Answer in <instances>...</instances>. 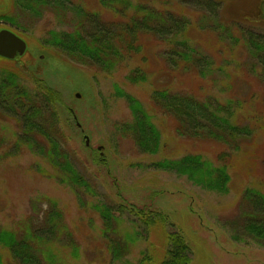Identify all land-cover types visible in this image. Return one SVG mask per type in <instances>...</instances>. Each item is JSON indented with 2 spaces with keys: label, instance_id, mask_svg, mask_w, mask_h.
I'll return each mask as SVG.
<instances>
[{
  "label": "rangeland",
  "instance_id": "1",
  "mask_svg": "<svg viewBox=\"0 0 264 264\" xmlns=\"http://www.w3.org/2000/svg\"><path fill=\"white\" fill-rule=\"evenodd\" d=\"M74 1L104 20L118 17L98 0ZM131 1L173 9L191 20H196L200 14L187 3L181 2L184 4L181 5L179 0ZM262 1L226 0L225 16L246 13L254 17L251 13L258 11L259 4L264 15ZM10 7L8 0H0V14L9 12ZM24 24L28 25L26 34L32 47L27 45L29 54L24 60L75 110L74 118L70 111L58 106L59 121L74 153V166L93 188L91 193L59 183L54 177L56 173L43 159L25 148L18 151L14 147L15 121L0 119V138L5 144H0V154L3 155L2 149L12 152L0 159V226L21 231L29 219L35 221L48 209L51 200L62 210V224L71 231L77 245V257L73 258L67 254V249L56 245L62 257L66 254L69 264H136L145 258L148 264H159L167 248V235L172 231L184 237L190 264H264V242L254 241L237 225H232L241 221L245 189L254 188L264 194V82L258 73L250 70L252 61L246 47L221 44L216 35L204 32L199 26L190 27L188 36L200 44L201 51L211 60L210 72L200 78L193 72L168 70L162 58L167 46L148 34L142 49L145 58L125 63L108 74L58 58L50 49L38 48L37 39L48 30L66 29L56 26L49 14L35 24ZM7 27L0 21V29ZM256 27L264 30V20L263 26ZM135 65L145 67L146 83L130 84L125 79L129 68ZM36 66L39 72H35ZM114 84L136 97L152 116L161 133L158 153L140 151L131 135L123 132L122 125L130 123L132 115L127 102L115 96ZM162 87L199 98L212 95L221 100H242L243 107L236 113V122L251 125L254 134L232 150L214 140L178 135L174 119L154 107L152 90ZM84 135L89 137L88 145ZM222 152H227L223 161L230 175L226 194L206 191L186 177L154 165L165 158H179L189 153L201 154L214 165H221L218 155ZM43 168L46 173L38 170ZM96 202L111 206L119 219L112 224L115 231L109 232L110 242L103 237L100 215L91 208ZM140 208L148 215V226L136 214ZM235 235L238 238H234ZM116 239L125 240L127 251L112 259L108 243Z\"/></svg>",
  "mask_w": 264,
  "mask_h": 264
},
{
  "label": "trees",
  "instance_id": "2",
  "mask_svg": "<svg viewBox=\"0 0 264 264\" xmlns=\"http://www.w3.org/2000/svg\"><path fill=\"white\" fill-rule=\"evenodd\" d=\"M8 1L11 9L0 14V21L11 27L7 28L22 37L30 48L26 34L28 25L24 23L35 24L45 14H49L56 26H65L66 29L48 30L46 35L37 39L38 48L50 49L58 58L94 67L101 73L110 74L125 63L142 61L145 58L142 53L144 38L149 34L167 46L162 58L168 70L193 72L203 78L211 70L210 56L203 53L200 44L188 36L190 27L199 26L204 32L216 35L221 44L246 47L252 61L250 70L258 73L264 82V30L256 27L263 26L261 4L256 7L257 12L251 13L254 17L246 13L225 16L226 0H179L181 5L187 3L200 13L196 20H191L176 10L159 9L142 1L98 0L103 7L118 16L104 20L98 13L88 11L74 0ZM26 54H29L28 49L13 60L0 57V119L15 121L17 131L14 134V147L18 151L25 148L43 159L56 173L54 177L59 183L71 189L82 188L85 192H91L92 184L74 166L75 156L59 121L58 106L68 113L70 111L74 118L75 110L62 99L57 89L30 69L28 61L24 60ZM34 69L35 72L40 70L37 66ZM125 79L130 84L146 83L148 73L145 67L135 65L129 68ZM113 88L115 96L127 102L132 115L131 122L122 125L123 132L131 135L140 151L158 153L161 133L152 116L132 94L123 91L117 84ZM151 98L155 108L174 119L175 131L180 136L214 140L232 150L254 134L251 125L244 121L236 122V113L243 107L242 100H221L212 95L199 98L191 93L171 91L167 87L152 90ZM2 141L3 138H0V144ZM2 151L0 159L12 153L11 150L9 153ZM226 153L218 155L221 165H214L197 153L165 158L154 165L184 176L206 191L226 194L230 181L228 166L223 161L227 157ZM37 167L40 168L39 164ZM38 170L47 172L44 168ZM243 199L241 225L236 222L232 225H237L254 241L264 242V194L254 188H247ZM48 204V209L35 221L29 219L21 231L0 226V264H69L66 254L62 257L56 245L67 249L70 257H77V245L72 233L62 224V210L51 200ZM91 208L100 215L103 237L109 241V232L115 231L112 224L118 223L119 219L111 206L103 202H96ZM136 214L148 226V215L141 208ZM234 238H238L237 235ZM124 241L116 239L108 243L112 259L127 251ZM189 257V247L184 237L177 231L169 232L165 255L159 264H190ZM147 260L140 259L136 264H148Z\"/></svg>",
  "mask_w": 264,
  "mask_h": 264
},
{
  "label": "water",
  "instance_id": "3",
  "mask_svg": "<svg viewBox=\"0 0 264 264\" xmlns=\"http://www.w3.org/2000/svg\"><path fill=\"white\" fill-rule=\"evenodd\" d=\"M27 48L25 40L10 29H0V57L13 60L16 56H22ZM78 96V94H77ZM79 126V124H77ZM85 144L88 145L89 137L84 135Z\"/></svg>",
  "mask_w": 264,
  "mask_h": 264
}]
</instances>
